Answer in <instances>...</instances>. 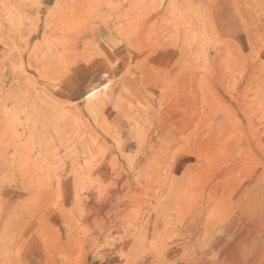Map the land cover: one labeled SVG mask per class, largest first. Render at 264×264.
Returning a JSON list of instances; mask_svg holds the SVG:
<instances>
[{
  "label": "rangeland",
  "instance_id": "1",
  "mask_svg": "<svg viewBox=\"0 0 264 264\" xmlns=\"http://www.w3.org/2000/svg\"><path fill=\"white\" fill-rule=\"evenodd\" d=\"M147 162L264 264V0H0V222L57 216L40 176Z\"/></svg>",
  "mask_w": 264,
  "mask_h": 264
},
{
  "label": "bare ground",
  "instance_id": "2",
  "mask_svg": "<svg viewBox=\"0 0 264 264\" xmlns=\"http://www.w3.org/2000/svg\"><path fill=\"white\" fill-rule=\"evenodd\" d=\"M163 161L167 154L160 156ZM148 162L141 171L135 170L138 163L126 171L81 167L84 172L69 168L40 176L38 196L59 193L57 216L0 222V264H254L260 258L254 252L259 240L249 230L223 240L227 234L211 218L222 210L219 203L207 207V218H198L195 177L187 171L160 173Z\"/></svg>",
  "mask_w": 264,
  "mask_h": 264
},
{
  "label": "crops",
  "instance_id": "3",
  "mask_svg": "<svg viewBox=\"0 0 264 264\" xmlns=\"http://www.w3.org/2000/svg\"><path fill=\"white\" fill-rule=\"evenodd\" d=\"M11 75H12L11 72L9 70H6V72L3 74V77L5 80H8V79L11 80V78H12Z\"/></svg>",
  "mask_w": 264,
  "mask_h": 264
}]
</instances>
